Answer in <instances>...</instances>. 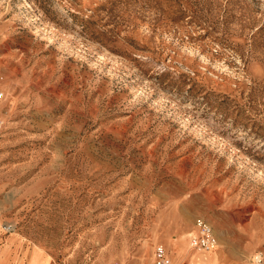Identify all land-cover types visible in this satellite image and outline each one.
<instances>
[{
	"label": "rangeland",
	"instance_id": "374dc122",
	"mask_svg": "<svg viewBox=\"0 0 264 264\" xmlns=\"http://www.w3.org/2000/svg\"><path fill=\"white\" fill-rule=\"evenodd\" d=\"M0 90L21 255L264 264V0H0Z\"/></svg>",
	"mask_w": 264,
	"mask_h": 264
},
{
	"label": "built area",
	"instance_id": "2783aa9c",
	"mask_svg": "<svg viewBox=\"0 0 264 264\" xmlns=\"http://www.w3.org/2000/svg\"><path fill=\"white\" fill-rule=\"evenodd\" d=\"M4 93L0 90V99H2ZM196 234L191 237L190 245L193 249L202 252L211 251L217 244V237L211 224L204 220H198L196 224ZM3 229L6 232L14 230V226L11 224L4 225ZM113 264H120L114 262ZM153 264H170V257L167 250L162 245H156L153 249Z\"/></svg>",
	"mask_w": 264,
	"mask_h": 264
},
{
	"label": "crops",
	"instance_id": "0c3cea01",
	"mask_svg": "<svg viewBox=\"0 0 264 264\" xmlns=\"http://www.w3.org/2000/svg\"><path fill=\"white\" fill-rule=\"evenodd\" d=\"M24 246V242H21L16 236H9L5 239L0 238V264H51V260L47 258L46 254L38 252L32 248L33 244L31 246L28 245L21 255L20 252L21 249L25 248Z\"/></svg>",
	"mask_w": 264,
	"mask_h": 264
},
{
	"label": "bare ground",
	"instance_id": "6f19581e",
	"mask_svg": "<svg viewBox=\"0 0 264 264\" xmlns=\"http://www.w3.org/2000/svg\"><path fill=\"white\" fill-rule=\"evenodd\" d=\"M188 234H192V233L190 232V233H188ZM215 247H216V246H215ZM215 247H214V248H215ZM190 248L192 249L191 245H190ZM214 248H213L212 250H214ZM212 250H211V251H212ZM211 251H208V252H211ZM206 253H207V252H206Z\"/></svg>",
	"mask_w": 264,
	"mask_h": 264
}]
</instances>
